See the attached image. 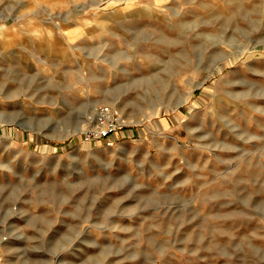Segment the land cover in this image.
<instances>
[{"label":"rangeland","instance_id":"1","mask_svg":"<svg viewBox=\"0 0 264 264\" xmlns=\"http://www.w3.org/2000/svg\"><path fill=\"white\" fill-rule=\"evenodd\" d=\"M2 264H264V0H0ZM125 125L83 141L98 104Z\"/></svg>","mask_w":264,"mask_h":264},{"label":"built area","instance_id":"2","mask_svg":"<svg viewBox=\"0 0 264 264\" xmlns=\"http://www.w3.org/2000/svg\"><path fill=\"white\" fill-rule=\"evenodd\" d=\"M124 125L125 121L121 114L107 104L101 103L96 107L94 119L80 129L78 136L83 141L101 140L117 133Z\"/></svg>","mask_w":264,"mask_h":264},{"label":"bare ground","instance_id":"3","mask_svg":"<svg viewBox=\"0 0 264 264\" xmlns=\"http://www.w3.org/2000/svg\"><path fill=\"white\" fill-rule=\"evenodd\" d=\"M4 29H5V26L2 24V26H0V31H4Z\"/></svg>","mask_w":264,"mask_h":264}]
</instances>
